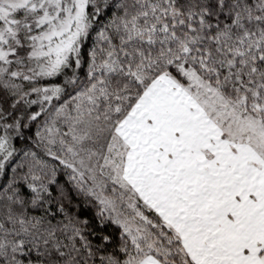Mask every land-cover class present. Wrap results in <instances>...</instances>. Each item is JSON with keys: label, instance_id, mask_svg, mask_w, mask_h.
Masks as SVG:
<instances>
[{"label": "snow or ice", "instance_id": "1", "mask_svg": "<svg viewBox=\"0 0 264 264\" xmlns=\"http://www.w3.org/2000/svg\"><path fill=\"white\" fill-rule=\"evenodd\" d=\"M0 264H264V0H0Z\"/></svg>", "mask_w": 264, "mask_h": 264}]
</instances>
